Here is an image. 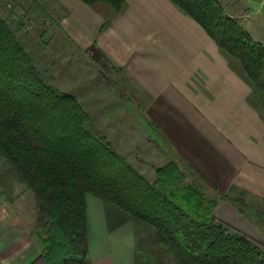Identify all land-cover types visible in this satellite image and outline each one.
I'll use <instances>...</instances> for the list:
<instances>
[{
	"label": "trees",
	"instance_id": "1",
	"mask_svg": "<svg viewBox=\"0 0 264 264\" xmlns=\"http://www.w3.org/2000/svg\"><path fill=\"white\" fill-rule=\"evenodd\" d=\"M105 4L102 31L126 0ZM194 18L264 103V44L228 15L219 0H171ZM116 70L122 67L112 66ZM152 125L157 127L151 120ZM0 153L33 191L37 231L48 264H91L86 196L95 195L127 213L138 247L159 264H264V250L228 231L211 215L219 198L246 214L241 197L219 193L191 166L171 161L149 180L111 144L78 98L49 84L6 18L0 17ZM145 233L150 238L146 241ZM149 241V243H148ZM142 264H155L152 261ZM0 264H2L0 262Z\"/></svg>",
	"mask_w": 264,
	"mask_h": 264
},
{
	"label": "crops",
	"instance_id": "2",
	"mask_svg": "<svg viewBox=\"0 0 264 264\" xmlns=\"http://www.w3.org/2000/svg\"><path fill=\"white\" fill-rule=\"evenodd\" d=\"M58 1L68 10L63 27L69 38L100 51L146 93V114L180 163L222 195L243 191L264 200V115L253 102L251 83L194 18L171 0H126L100 31L103 13L82 0ZM219 1L228 13L239 2L255 6L261 0ZM252 30L261 41L256 34L264 30ZM88 196L91 264H142L131 217L112 203L99 215L101 203ZM211 215L264 250V222L257 216L241 213L225 198ZM0 262L48 264L43 247L22 235L0 237Z\"/></svg>",
	"mask_w": 264,
	"mask_h": 264
},
{
	"label": "rangeland",
	"instance_id": "3",
	"mask_svg": "<svg viewBox=\"0 0 264 264\" xmlns=\"http://www.w3.org/2000/svg\"><path fill=\"white\" fill-rule=\"evenodd\" d=\"M94 8L101 13L108 9L105 4ZM67 12L58 0H0V17L9 21L46 81L75 95L116 151L151 181L156 178V167L174 161L187 174L182 186L189 183L192 177L187 166L179 162L162 132L149 122L146 93L125 70L114 69L100 51L81 47L69 38L63 27ZM227 12L246 30L247 26L251 32L264 30V0L255 6L239 2L236 8L227 7ZM256 35L264 44V34ZM252 99L264 115V103L253 94ZM228 195L242 198L240 191ZM88 197L101 203L96 213L100 215L103 210L107 214L108 202L92 194ZM244 199L248 213L263 223L264 200L247 197L245 193ZM39 230L33 191L0 153V237L29 236L44 251V244L36 234ZM147 234L146 243L150 239ZM140 256L142 262L159 264L157 255L144 249Z\"/></svg>",
	"mask_w": 264,
	"mask_h": 264
}]
</instances>
